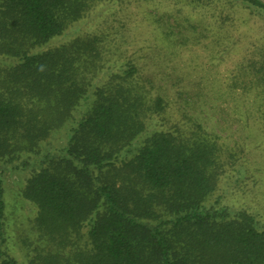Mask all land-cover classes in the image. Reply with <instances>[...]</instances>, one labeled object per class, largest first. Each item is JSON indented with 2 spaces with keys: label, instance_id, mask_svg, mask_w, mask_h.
I'll return each mask as SVG.
<instances>
[{
  "label": "trees",
  "instance_id": "1",
  "mask_svg": "<svg viewBox=\"0 0 264 264\" xmlns=\"http://www.w3.org/2000/svg\"><path fill=\"white\" fill-rule=\"evenodd\" d=\"M148 1L0 0V264H264V182L248 167V145L208 122L205 89L134 49L138 17L128 12ZM224 1L264 16V0ZM163 34L176 45L188 38ZM252 45L212 91L263 134L264 36ZM13 172L32 208L31 231L14 236L3 199ZM233 176L256 183V214L222 203Z\"/></svg>",
  "mask_w": 264,
  "mask_h": 264
},
{
  "label": "rangeland",
  "instance_id": "2",
  "mask_svg": "<svg viewBox=\"0 0 264 264\" xmlns=\"http://www.w3.org/2000/svg\"><path fill=\"white\" fill-rule=\"evenodd\" d=\"M141 5L143 6L137 9L133 7L132 12H128V15L137 12L138 17L135 19L132 16L129 19V26L134 30V33L129 31V38H135L136 41L133 42L134 49L148 50V53L152 57L154 56L153 60L148 62L152 64L159 62L157 66L160 65V68H163L165 72L171 71L172 66H177V70L172 72L175 76L176 73L179 76L183 75L181 85L197 90L200 88L202 92L204 89L207 91L203 97V108L205 109L204 114L210 119L208 122L214 123L217 130L222 129L220 132L229 144H233L234 141L247 143L248 167H251L255 179L256 176H261V181L264 182V176H262L264 174V136L261 137L264 132L263 134L258 133L257 124L251 127L247 125V127H242V114L235 108L232 100L225 95L220 99H215V92L212 91L219 85L224 86L228 82L226 71L231 63L238 61L244 51L250 55V52L255 50L252 44L255 42L258 44L264 36V16L256 10L251 12L241 4L230 5L224 0L218 1L215 8L208 6L195 9L188 6L187 8L182 7V10L179 9V11H177V7H174L173 2L171 5L170 0L148 1ZM221 8H223L222 15L219 14ZM102 11H98L100 13L98 16L95 13L92 14V20L78 24L76 28H91L106 13L105 10ZM199 20L205 27L200 25ZM166 30H172L174 35L179 32L188 38L180 45H176L177 42L171 43V35L164 36L163 32ZM222 49L229 53L228 57L225 52H223V56L216 52V50ZM152 50H154L153 53ZM164 61L169 62L170 65L165 66ZM182 69L184 70L182 71ZM184 73H191V75L188 76ZM169 84L170 81L166 83V86L169 87ZM168 94L172 95L173 91L168 89ZM249 113H251L252 120L256 119L253 112ZM56 142H62V139H58ZM22 177L17 172L4 175L6 187V192L4 191L3 194L4 211L9 215V230L12 236L17 231L20 234L28 230L31 231L26 225V221L28 217L32 216V208L17 191V183L21 185ZM223 181L224 190L222 192L227 190V194L222 203L230 205L232 208L241 207L256 214L258 209L256 183L253 184L249 177L241 180L234 176L230 179L225 178ZM21 226L22 228H19ZM18 252L12 250V254L20 262L24 261Z\"/></svg>",
  "mask_w": 264,
  "mask_h": 264
}]
</instances>
